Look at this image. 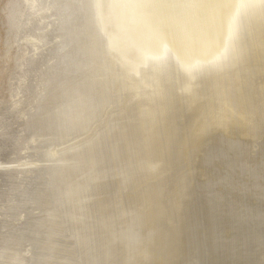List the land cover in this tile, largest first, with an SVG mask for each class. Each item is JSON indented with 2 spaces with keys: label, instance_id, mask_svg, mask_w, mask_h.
<instances>
[{
  "label": "bare ground",
  "instance_id": "1",
  "mask_svg": "<svg viewBox=\"0 0 264 264\" xmlns=\"http://www.w3.org/2000/svg\"><path fill=\"white\" fill-rule=\"evenodd\" d=\"M26 2L5 0L2 7L5 46L15 49L5 80L7 83L24 64L28 70L38 63L40 69L51 68L41 75L34 74L36 69L32 68L24 75H32L34 81L40 75L43 85H52L45 97H41L44 89L37 85L31 94L32 100H37L28 105L25 101L23 106L14 100L18 96L16 84L12 88L7 83L11 102L4 101L0 90V107L9 103L8 113L14 109L17 114L16 129L0 127L1 147L3 151L10 149L7 156L25 153L32 144L46 151L39 156L35 150L31 156L35 159L30 161L21 157L0 160V177L7 179L0 191L6 197L0 201V264H264V83L255 86L253 99L232 97L236 125L227 120L224 122L230 125L220 123V119V126L212 123L207 125L210 128L199 130L195 123L199 125L196 121L202 106L200 109L198 99L189 98V85L185 84L188 79L197 80L190 70L197 65H184L183 73L177 69L186 63L181 54L185 29L180 21L185 0H102L101 26L116 52L102 64L109 74L103 86L109 107L91 125L97 119V112L91 116L86 112L87 103H93L94 111L91 86L87 81L84 93L80 91L78 82L88 77L82 78L78 70L83 68L88 73L85 75L91 76L89 67L97 56L89 49L84 52L100 39L101 27L93 23L99 16L93 8L95 0L58 3L65 16L72 4L84 6L81 17L73 21L60 16L56 23L45 10L44 17L33 15L38 22L43 17L36 25L40 32L56 24L53 35L64 25L69 32L77 29L85 35L70 52L65 43L54 44L46 61L42 57L46 48L39 53L32 34L19 38L26 32ZM28 45L34 51L33 61L24 58ZM70 56L71 72L66 75L61 66H66ZM204 57L195 62H205ZM195 73L201 74L199 68ZM250 78L240 83L244 89L253 88ZM91 81L96 88L94 77ZM69 83L74 85L64 88ZM60 94L66 96L56 101ZM49 96L54 98L51 104ZM40 100L42 113L34 109ZM31 111H36L34 127L23 130L22 118ZM17 128L20 131L14 132ZM80 128L82 135L67 132ZM190 131L195 141L189 143L194 146L188 155L182 146ZM179 132L186 135L183 141ZM58 140L65 141L51 144ZM70 141L69 147L61 148ZM83 149L88 151L87 158ZM62 157L73 162L63 163ZM42 162L45 164L40 165ZM36 171L41 172L39 178ZM26 220L29 222L23 224ZM13 245L20 248L12 249Z\"/></svg>",
  "mask_w": 264,
  "mask_h": 264
},
{
  "label": "rangeland",
  "instance_id": "2",
  "mask_svg": "<svg viewBox=\"0 0 264 264\" xmlns=\"http://www.w3.org/2000/svg\"><path fill=\"white\" fill-rule=\"evenodd\" d=\"M242 1L243 0H237V1L236 0H187V1L185 0V6L183 9L182 15L180 16V21H181V23H184L183 31L185 29V32H183V34L181 35L182 36L181 41L182 42L184 41L183 46H182L183 47V49H182L183 53L181 52V54L184 57V60L186 61V63L181 64L182 67L180 66L177 69H180V72L182 71V73H183V71H185V70H183V68L185 69L186 66L194 64V66L197 65L195 67H197V69L199 68V73H201L200 75H198L195 73L197 69H190L192 72L194 71L193 74H191V75H194L195 80L196 79L197 80L193 81L194 79L193 80L188 79L185 82V84L189 85V89H190L189 98L190 99L194 98V100L198 99V101H200V103L198 102L199 103L198 105H200V109L202 106V109L200 111V113L202 115L199 113L200 116L198 115V118H197L198 120L196 121V122L199 121V123H198L199 125H197V123H195L196 128H198V129H199V127H200V129L202 127H203V129L204 128L208 129L212 126V123H213V127L214 126L217 127V126L221 125L220 123H223L226 120H227V122H230V123L236 125L235 120L237 119V115H236V111H234L235 106H234V102L232 100V97H234L235 95H241L242 97L246 96L249 99H253L256 97L255 86L257 85V87H260L259 86L260 82L264 83V71H263V68H264V62H263L264 61V47H263L264 46V9L261 10V8H264V0H248V1L245 0V1H247V3L245 1H243V3H242ZM249 1H252V2L254 1L256 4L252 3V2L250 3ZM4 2H5V0H0V90L2 91V94L4 96V99H5L4 101L5 102H8V101L11 102L7 83L10 87L14 88V85L16 84V81L20 76L19 72H21L22 74L27 72L26 74H28L31 71H33V69L30 67V69H28L26 72H24L23 71L24 67L25 68H26V66L29 67L28 65L24 64V67H19L20 71H14V73H12V76L10 77V79L6 83L5 74H6V71L11 67L12 56L14 55L15 49H14V47L8 48L7 46H5V30H4V24H3V22H5V20H4L3 11H2V7H3ZM243 4H244V6H243ZM249 4H250V6H249ZM225 7H226V9H223ZM243 7H245V8H243ZM255 7H257V8H255ZM229 9L231 11H229ZM194 12L196 14L198 12H200V13H198L197 15L195 14L196 15L195 16L193 14ZM218 13L220 14L219 16H218ZM227 14H228V16L226 18L225 15H227ZM198 15H200L201 18L198 17ZM204 15H205V17H204ZM193 19H195V20H193ZM213 19H215V20H213ZM218 19L220 21H216ZM49 20H52V18ZM207 21H209V24L207 23ZM202 22L205 23V25ZM211 22L214 26H216V27H214V29L212 27ZM199 23L200 24L202 23V25H199ZM190 25H191V28H190ZM209 25H210V28H209ZM211 29H213V30L211 31ZM172 30H174V29H172ZM191 46L193 49L190 48ZM198 49H200V51ZM196 50H197V54H198L197 58H196ZM29 51L31 52V54L29 53ZM26 52H27L26 53L27 56L25 55L24 58L31 59L30 57H32L34 55L33 54L34 51L32 49L28 48V51H26ZM198 52H200V54L202 53L203 55L201 54V56H200ZM210 52L212 54L214 53L213 57L211 56L212 54ZM208 54H209V56H208ZM185 56H187V57H185ZM203 56H205L204 61L206 62V64H205V62H203V60H199L201 64L198 61V63L200 65L197 64V62H195V61H197L198 59H201ZM183 57H182V60L180 58V62L183 61ZM189 57L192 58L193 62L191 61V58L189 59ZM187 58L189 59V61ZM194 58L196 60H194ZM213 58H214V60H212ZM19 61H20V59L16 60V63H15L16 69L15 70H17V62H19ZM214 61H215V63H214ZM202 63H204V65H202ZM211 63H213V64H211ZM184 65H186V66L184 67ZM208 65L209 66L212 65V66L209 68ZM245 67H246V69H245ZM207 68H209V69H207ZM243 68L245 70H243ZM34 69H36V68H34ZM177 69H176V71L178 72L179 70H177ZM214 69H216L217 72L220 74H218L216 71H214ZM240 70H242L245 73H241ZM201 71H203V73ZM252 71L255 73H252ZM206 72H210V73H208V75H207ZM211 72H212V74H211ZM186 73H187V70H186ZM213 74H214V76H212ZM202 75L204 77H202ZM243 75H245V79L243 78ZM28 76H31V75L29 74ZM250 76H251V78H250ZM252 76H253V78H252ZM201 78H202V81H201ZM248 78L251 79L250 81H252V80L254 81V85H253L252 89H244L246 87L241 85V84H244L246 82V80H249ZM13 81H15V83ZM242 81H243V83H242ZM258 82H259V84H258ZM201 83L202 84L205 83L206 86H204V84H203V86H201ZM10 84H13V85H10ZM182 85H183V82L181 81V84H179V86H182ZM213 85H214V88H213ZM194 90L197 91V92L195 91L196 94L195 93L193 94ZM179 91H181V90L179 89ZM181 92L183 93V90ZM12 93H13V91H12ZM196 95H198V96H196ZM190 96H192V97H190ZM14 100L17 101L20 99L17 96L16 99H14ZM186 101H187V99H186ZM24 102H25V100H24ZM25 104H26V102H25ZM9 108H10L9 103L3 107H0V127H6L7 131H9L8 128H11V130L16 129V128H14L15 126L13 123H14V120H15L17 114L14 112V109H13V112L8 113ZM1 109H3V110L1 111ZM35 112L36 111H34V112L31 111V114H35ZM220 116H221V118H220ZM205 118H206V120H205ZM224 118H225V120H224ZM207 119L208 120L210 119V120L208 121ZM211 119H212V121H213V119L217 120V121L212 122ZM220 119H223V120H221L222 122L219 121ZM216 122L218 125L216 124ZM224 123L226 125L227 124L230 125V123H226V122H224ZM195 124H194V126H195ZM214 124H216V125H214ZM207 125H209L210 127H207ZM196 128H194V129L198 130ZM237 128H239V127H237ZM194 129H193V132H195ZM18 130L20 131V129L17 128V130L14 132H17ZM2 131L3 130L0 128V136H1V133L3 134ZM4 133L6 134L5 131H4ZM183 134H185V133H183V132L178 133L180 141L181 140L183 141V138H182L184 136ZM189 134L191 136L193 135L191 131L188 132L187 137H185L186 135L184 136L185 139H188V140L184 139L185 147L182 146L183 151H187L188 155L190 154V148L192 146H194V144L190 145L189 143L192 144L193 141H195V140H193V138ZM212 134L215 135V133H212ZM212 134H210L207 139H210ZM69 139L70 138H68L66 140H69ZM190 140H191V142H190ZM72 143H73L72 141L67 142L64 145H62L61 148L65 149V148L69 147ZM29 148L30 149L25 151V153H22L19 151L16 155L7 156L4 158H7L6 161H12L13 159L15 160V159L20 158V157L22 158L23 161L34 160L35 158H32L31 156H32L33 152L35 150H38L39 148L35 147L33 144L30 145ZM1 149H2V147H1ZM2 151H3V149H2ZM9 151H10V149H7L6 151H3V153H5V155H6V153H8ZM45 151H46L45 149H41V150H38L36 152L39 154V156L40 155L42 156V154L45 153ZM1 161H3V160H1ZM1 163L2 162H0V164ZM42 163L40 165L45 164V162H42ZM40 175H41V172L36 171V176L38 178ZM0 185H1L0 191L4 190L5 188L3 187L2 182H0Z\"/></svg>",
  "mask_w": 264,
  "mask_h": 264
},
{
  "label": "water",
  "instance_id": "3",
  "mask_svg": "<svg viewBox=\"0 0 264 264\" xmlns=\"http://www.w3.org/2000/svg\"><path fill=\"white\" fill-rule=\"evenodd\" d=\"M61 2H62V0H58V1L57 0H27V2L25 3V5H27V7H28L27 11L25 12V14H27L28 16L25 19L24 24H23L26 32L21 33L19 38L23 37L25 34H32L33 40H31V41H33L35 43V47H37L39 53L44 51V49L46 48L45 53L42 55L44 61H46V59L48 57L52 56L51 50H52L54 44H58L60 42H63L66 44V49L70 52L71 50H73V48H75L78 45V42H80L83 38H85L84 32H81L77 29L75 31L69 32L67 29L69 27L67 25H64L63 28L60 30V33H56L55 35H52V32H53V29L56 27V24H51L49 27H47V30L45 32H40L42 30L41 28H40V30H38V27L36 25H37V23L42 22L43 17H44V15H43L44 10L46 11L48 16L50 15V16L55 17L57 19L56 23L58 21H61L60 16H65L62 14V9L58 10V3L62 4ZM95 3H96V6H93V8H95L99 12V16H98L97 20L94 21L93 23L95 26L101 27V30L98 31V33L100 34V39L95 40L88 48H86L84 50V52L87 49H89L91 51H95L97 53V56L92 59L91 65L89 67V72H90L91 76L85 75L88 73L86 71H84L83 68H79V70H78L80 73V76L82 78L88 77L85 80L78 82L80 85V91L83 92L84 85L87 81L90 83V86H91L90 92H91V96L94 100V111L92 109L93 103H91V104L87 103L86 112L88 114H90V116L92 115L93 112H97V119L95 121H93L91 123V125L93 123L98 122V118H99L100 114L103 115L104 108L109 107V104L107 105L106 98L104 97V95H107V94L103 90V86L106 82V77H107V75L109 76V74H108V71L106 73V71L102 68V64L104 63V61H106L111 56L112 53L116 52L115 46H113L105 37V30L103 28V24L101 26L102 20H101V16H100V8L102 7V0H95ZM72 5H73V7L68 11V15L65 16L67 19L72 18L71 21L77 20L79 17H81L82 11L86 10V9H82L84 6H82L81 4H77V5L72 4ZM33 15H36V16L41 15L43 17L41 19H39V22H38V21H35V19L33 18ZM100 20H101V22H100ZM47 38L48 39L52 38V39L50 41H45V39H47ZM52 43H53L52 46L47 47L49 44H52ZM28 48L31 49V46L28 45ZM29 53L31 54L30 51H29ZM78 57L83 58V54L79 53ZM72 61H73V56H70L68 59L66 58V60H65L66 66L65 65L61 66L63 72L66 75H67V73L71 72L70 70H71V65H72L71 62ZM32 68L33 69L36 68V70L34 69L35 70L34 74L37 73V74L41 75L42 72H47L48 70H50L51 66L48 65L46 68L40 69L39 65L37 64V66H33ZM26 71H27V68L24 69V72H26ZM19 75L21 77H19V79H18L19 81L16 82L17 88L15 91L18 92V97L20 99L21 106L24 105V100L26 101L27 105L35 103V100H37V98L34 97V99L32 100L31 94H32L33 90L36 89L37 85L39 86L40 90L44 89V94H42L41 97H45L46 95H48V89L50 88V85H52V82H50L49 84L43 85L42 82L39 81V79L42 78V76L40 77V75L37 76V80H35V81L33 80L32 75L31 76L24 75L21 72H19ZM91 77H94V79H95L96 88H95V85L91 81ZM70 85H74V84L69 83L64 88H67ZM65 96L66 95H64V94L58 95L56 98V101L59 98H62ZM100 96L102 99V106L100 104ZM98 98H99V101H98ZM43 100H40V102H38L35 105L36 108H34V109L39 110L40 111L39 113H42V108H41L40 104H41V101H43ZM48 101L51 104L54 101L53 96H49ZM55 104H56V102H55ZM35 115L36 114H31L30 112H28V114L24 118H22L23 120L21 122V126H22L23 130H28V129L34 127L32 122H33V117ZM92 120H93V118L91 119V121ZM82 130H83V128H80V129H76L75 132L73 130H68L67 132H69L73 135H75V134L82 135L83 134ZM86 130L88 132V128ZM25 133H27V132H25ZM42 135L44 137H47L44 134H42ZM105 135H106V129L104 128V132H103L101 139H100L101 143H102ZM38 136H41V135H38ZM72 138H74V137H72ZM59 141L60 140L56 141L55 143H51V144H60L61 142H64L65 140L60 141V142ZM36 143H37L36 145H38V146L41 145V142H39V140H37V137H36ZM1 145H2V136H0V160H6L7 158H4V157H7V155H5V153H3L2 149H1ZM48 145H50V144H48ZM82 153L85 154L86 158L88 157V151H85L83 149ZM40 158H42V157H40ZM62 160H64L63 163L73 162V161H69L70 159H66V158L64 159L63 157H62ZM100 164H101V162L99 163V165ZM0 178H1L0 182H2V185L7 184V181H6L7 179H5V177H0ZM31 186L34 187V184ZM1 194L2 193H0V201L2 202L5 200L6 197L2 196ZM40 201H43V198H41ZM24 215L29 216L28 212H25ZM28 222L29 221L26 220L23 222V224H27ZM11 248L12 249H19L20 246L19 245H13ZM35 252H36V250L34 248L32 250V254H34Z\"/></svg>",
  "mask_w": 264,
  "mask_h": 264
}]
</instances>
